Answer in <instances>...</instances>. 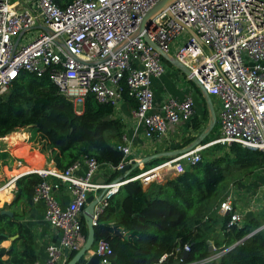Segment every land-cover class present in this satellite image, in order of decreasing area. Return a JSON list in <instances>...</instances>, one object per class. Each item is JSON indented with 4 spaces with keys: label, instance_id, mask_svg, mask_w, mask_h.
I'll return each instance as SVG.
<instances>
[{
    "label": "built area",
    "instance_id": "1",
    "mask_svg": "<svg viewBox=\"0 0 264 264\" xmlns=\"http://www.w3.org/2000/svg\"><path fill=\"white\" fill-rule=\"evenodd\" d=\"M159 1L73 0L63 8L55 0H0V98L10 92L23 72H28L39 78L49 75L60 93L73 102L77 115L83 114L88 94L99 104L115 107L127 95L136 103L133 117L148 139L164 137L180 124L190 125L196 116L192 97L169 98L155 107L153 82L164 76L166 64L142 36L114 52L138 30ZM169 11L173 18L163 12L148 35L167 53H171L178 37L188 33L184 26L199 37L197 41L188 33L185 44L173 55L220 102V138L212 144L226 148L237 144L264 155V0H178ZM27 136L24 141L30 142V133ZM9 138V134L0 136V149L4 152ZM123 139L126 145L119 150L124 160L117 168L85 159L65 172L49 167L34 171L49 179L37 186L34 203L44 204V222L54 236V242L46 247L43 262L38 260L36 264H66L77 250L90 196H102L93 215V225L97 227L121 187L129 182L147 186L170 174H184L187 167L202 162V152L208 148L201 145L131 179L99 182L103 170L117 172L133 165L132 160H127L131 146L126 135ZM166 168L169 171L151 174ZM253 175L255 182L264 178V167ZM18 179H10L0 186V191L9 190L12 195ZM62 186L68 204H61L55 196ZM233 189L214 209L221 216H231L227 232L247 220L246 214L234 206ZM253 196L263 198L264 185ZM189 252L190 246L186 245L173 255ZM93 253L106 264L113 249L106 240H100ZM222 253L208 262L219 259ZM167 258L164 256L159 264Z\"/></svg>",
    "mask_w": 264,
    "mask_h": 264
},
{
    "label": "trees",
    "instance_id": "2",
    "mask_svg": "<svg viewBox=\"0 0 264 264\" xmlns=\"http://www.w3.org/2000/svg\"><path fill=\"white\" fill-rule=\"evenodd\" d=\"M72 1L55 0L63 8ZM195 88L198 92L199 89ZM124 101L136 108V103L127 95H124ZM204 105L206 117L210 118L205 100ZM116 109L112 104H99L88 94L83 114L77 115L73 102L60 93L49 75L39 78L23 72L10 92L0 98V136L28 129L34 149L44 155L49 164H55L60 172L85 159H95L101 165L117 168L124 160L119 148L126 145L123 139L126 130L123 121L115 118ZM202 124L195 116L190 123V136L198 133ZM196 139L197 136L188 138L181 143V148ZM29 147L19 146L12 153L15 158L20 155L25 160L31 156L32 148ZM240 147L237 144L230 147L236 157V169L251 174L260 171L264 167V155ZM14 157L0 149V162L4 165L11 163ZM166 161L168 159L164 158L151 161L126 179ZM231 173L224 167V158L202 159L198 165L187 167L184 174L168 179L166 183H153L147 192L140 182H129L121 187L95 227V245L106 240L113 249L106 264H159L164 256H168L164 264H180L181 261L183 264H264V210L247 219L241 227L233 226L229 232L231 216H221L214 211L224 201L218 199L219 187ZM117 176H121L120 171L115 172L108 183ZM9 180L1 179L0 186ZM45 180L49 179L38 174L19 178L14 200L0 208L9 209L14 214L13 218L0 216V264L37 263L35 235L23 221L34 211L35 190ZM63 190L62 186L60 191ZM1 202H5L2 194ZM87 236L83 220L77 250L66 264L82 248ZM248 236L251 237L243 241ZM211 244L215 247L213 252H210ZM186 245L190 246L186 256L184 253L177 257L173 255ZM219 253H222L219 259L208 262ZM79 264H86V261L82 259Z\"/></svg>",
    "mask_w": 264,
    "mask_h": 264
},
{
    "label": "crops",
    "instance_id": "3",
    "mask_svg": "<svg viewBox=\"0 0 264 264\" xmlns=\"http://www.w3.org/2000/svg\"><path fill=\"white\" fill-rule=\"evenodd\" d=\"M178 73H180L178 72V70H174V68H167L166 65V73L164 74V76L153 82V90L155 93V102H154L155 107L156 108L160 107L169 98L184 100L187 97H192L195 101L196 117L198 120H200L203 123L201 130H204V128L208 127L211 121V115L210 118L206 117L207 109L204 105V100L206 101V99L202 95L200 90L197 92L195 86L191 84V82L187 78L184 79L181 76L182 75L181 73H180L181 75H179ZM211 98L214 106L215 99L214 97ZM216 102L220 106V102L218 101L217 98H216ZM116 108H117L116 109L117 116L123 121L125 125L126 137L131 146L130 158H132L133 162H139L142 159L147 158L149 156L164 153L166 151H171L170 146L174 145V143L179 142V140H183L190 136L191 133L190 125L180 124L178 126L172 127L169 130L168 134L164 137H160V138L155 137L152 139H148L145 135L144 129L141 126H138L136 121L134 120L132 113L134 108L128 101L121 102L120 104H118ZM208 112L210 114L209 107H208ZM200 131L198 133H192V136H198ZM36 152L39 154L37 156L36 161L40 165H42L43 163L42 170L46 169L48 166L50 168L51 164L48 163L46 158L38 151ZM11 155L14 156L13 154ZM40 156L42 157V159ZM25 160L26 162L29 161L28 158H26ZM19 164L22 165L21 162ZM101 173L102 175L98 178V181L103 183V182H108V180L111 179V176L115 172L103 170ZM5 176L6 173L3 171L2 174L0 175V180L3 179ZM126 178L128 177L121 174V176H117L112 182H115L117 180H124ZM149 187L150 185L149 186L143 185L144 191L147 192ZM11 196H13V198L11 199V201H8L9 203H7L6 202L7 199H5V202L4 203L2 202L1 205L4 206L5 204H10V202L12 203V201L15 198V192ZM55 196L57 197V200L61 204H68L69 198L67 197L64 190L56 192ZM235 196H237V194H235ZM236 201L237 198L234 197L235 208L238 212L245 213L247 219L254 217V213H250V212L247 213L246 209H244L239 205L241 203L236 204L235 203ZM44 213H45L44 204L37 205L34 211L23 221L31 228V231L35 235L34 236L35 248L37 251L38 260H40L41 262H43L45 258L46 247L50 245L52 242H54V236L48 225L44 222Z\"/></svg>",
    "mask_w": 264,
    "mask_h": 264
},
{
    "label": "water",
    "instance_id": "4",
    "mask_svg": "<svg viewBox=\"0 0 264 264\" xmlns=\"http://www.w3.org/2000/svg\"><path fill=\"white\" fill-rule=\"evenodd\" d=\"M177 1L178 0L159 1L143 18L138 30L130 37L128 41L118 46L114 52L118 53L126 45H128L130 41L142 36L145 43L148 46H150L155 52H157L165 62H167L169 65L177 69L182 75L186 76L187 78H190L191 82H193V84L201 91L209 107L211 121L210 124L208 125V129L205 130L203 133H201L200 136L189 147L180 149V146L173 145L171 146V151L155 154L153 156L144 158L139 162H134L133 165L125 166L120 171V173L125 175L126 177H129L132 173H134V171L144 168V166L151 161L158 160L161 158L170 160L188 154L190 152H193L199 146H201L205 142V140H207L210 137L211 133L217 127V123H218L217 114L213 106L212 98L205 89V87L199 82V80L195 76H193L192 72L181 61H179L173 54L165 52L160 46H158L154 41H152L150 36L148 35V31L155 24V19L163 12H166L169 17L173 18L171 12L169 11V8L175 5ZM184 28L193 38L199 41V37L193 30L186 28L185 26ZM44 30L48 32L47 29L44 28ZM109 120L110 118L108 117L107 121ZM50 169L52 170L56 169L55 164H51ZM29 174H37V173L31 171L26 174L20 175L19 178ZM167 181H168L167 178H163L161 180H157L156 183L163 184L166 183ZM101 199L102 196H99L97 199L94 196H90L87 199V207L84 210V220L88 230V236L85 244L67 264H79L82 259L86 261V264H105L99 255L93 253V248L95 245V227L93 225V215H94L95 207L99 204ZM0 216H7L13 218L14 214L9 209H0ZM250 237L251 236H248L243 241L249 239ZM15 239L16 238H12V240ZM213 251H214V247L210 246V252ZM89 254H91V256L87 258ZM186 255L187 254H185V256Z\"/></svg>",
    "mask_w": 264,
    "mask_h": 264
},
{
    "label": "rangeland",
    "instance_id": "5",
    "mask_svg": "<svg viewBox=\"0 0 264 264\" xmlns=\"http://www.w3.org/2000/svg\"><path fill=\"white\" fill-rule=\"evenodd\" d=\"M33 1L36 2L37 0H33ZM189 36L190 35L188 33L187 34L183 33L180 37H178L171 47V53L175 54L177 51H179L181 49V47L185 44L184 40L186 38H188ZM167 68H174V67H172V66L170 67L168 65ZM174 70H177V69L174 68ZM178 74L181 75L180 73H178ZM181 76L184 79H186V76H184V75H181ZM214 99H215V105L214 106L216 109V113H217V116H219L221 108L217 104L216 98H214ZM115 118L120 119L117 116V114H115ZM207 129H208V127L204 128V130H201L199 135L197 136V138L200 136L201 133H203ZM216 129H218V132L216 131ZM216 129L211 133L212 137H209L208 140L202 144L203 146H206V145L208 146V148L202 152V159H203V161H211V160H217L219 158H224V167L228 168V171H229V169H230V171H232L230 176H227L225 181L220 185L219 190H218V196H219L218 199H221V200L224 199L225 200V198L227 197V195L229 193V190L234 188L233 189L234 195L237 194V196H235L237 198V201L235 203L236 204L241 203L239 205L241 207H243L244 209H246L247 213H249V212L254 213V216H256L261 211L264 210V197L260 198V199L259 198L254 199L253 194L260 185H264V178L261 177L260 178L261 180L259 179L258 181L255 182L253 180V176H254L253 174H251L248 171L245 172V170L236 169V167L234 166V163L236 162V157L232 153V151H230V148H226V147H222L220 145H213L212 144L213 142L217 141V139L220 138L219 127H217ZM216 132H217V134H216ZM18 133L28 134L30 132L28 129L22 128V129H18V130L13 131L9 135L11 137V136L18 134ZM190 137H192V136H189L183 140H179V142L174 143V146H181V143H184ZM40 142H42V141H40ZM25 143H27L30 146L29 148H32V150H31V156H32V154L34 152H36L37 149L36 150L34 149V144H31V141L25 142ZM189 146H187V147H189ZM4 147L6 148V151L9 153V155L12 156L11 154H13L12 152L14 150L13 149L14 145L10 144V142H9V143H6L4 145ZM240 148H242V147H240ZM170 149H171V146H170ZM180 149H183V148H180ZM242 149H245V148H242ZM166 152H168V151H166ZM17 156L18 157H16V158L14 156H12L15 159L11 163H8L7 165H4L2 162H0V175L4 171L6 173V176L4 177L5 179H12L10 172H13L14 170L20 169L21 167H24V170H22V171L29 172V171H34L33 169H35L38 165H40L39 163L37 164V161L35 163H30V162L28 163V162H26V160H22L21 159L22 157H19L20 155H17ZM24 156H25V154L23 155V157ZM27 158L30 159L29 156H27ZM20 160L22 161L21 162L22 165L19 164ZM164 163H166V162H164ZM163 164H161L160 166H162ZM153 169H155V168H153ZM153 169H150L147 171H151ZM163 170H167V168L163 169ZM21 173H23V172H21ZM166 177H168L167 178V180H168V179L175 177V175L170 174L169 176H166ZM6 199L8 201H10L12 198H8L6 196ZM1 204H2V202L0 203V208L3 206Z\"/></svg>",
    "mask_w": 264,
    "mask_h": 264
},
{
    "label": "bare ground",
    "instance_id": "6",
    "mask_svg": "<svg viewBox=\"0 0 264 264\" xmlns=\"http://www.w3.org/2000/svg\"><path fill=\"white\" fill-rule=\"evenodd\" d=\"M27 137H28L27 134H21V133H18V134H15V135L11 136V137L9 138V142H10V144H13V145H14L13 149H15V148H17V147H19V146H22V145H28V144L25 143V141H24ZM38 155H39V154H38L37 152H34V153L32 154V156H30V160H29V162H30V163H35L36 160H37V156H38ZM40 157H41V156H40ZM41 159H42V157H41ZM37 164H38V162H37ZM20 167H21V166H20ZM42 167H43V164H42V165H38V166H37L35 169H33V170H34V171H41V170H42ZM22 170H24V167H21L20 169L14 170L13 172H10L11 177H12V178H16V177H19L20 175H23V174L28 173V172H24V171H22ZM159 170L162 171L163 169H156V170H154L152 173H154V174H158ZM157 171H158V172H157ZM21 172H23V173H21ZM29 172H31V171H29ZM0 194H2V195L4 196L5 199H6V196H7L8 198H12V196H11L10 193H9V190H3V191H0ZM6 202H8V200H7ZM90 256H91V254L88 255V258H89Z\"/></svg>",
    "mask_w": 264,
    "mask_h": 264
}]
</instances>
